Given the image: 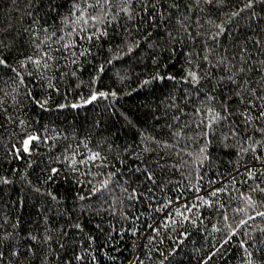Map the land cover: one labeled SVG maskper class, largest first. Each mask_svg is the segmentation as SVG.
Returning <instances> with one entry per match:
<instances>
[{"label":"trees","instance_id":"trees-1","mask_svg":"<svg viewBox=\"0 0 264 264\" xmlns=\"http://www.w3.org/2000/svg\"><path fill=\"white\" fill-rule=\"evenodd\" d=\"M247 3L0 0V264H264Z\"/></svg>","mask_w":264,"mask_h":264},{"label":"snow or ice","instance_id":"snow-or-ice-1","mask_svg":"<svg viewBox=\"0 0 264 264\" xmlns=\"http://www.w3.org/2000/svg\"><path fill=\"white\" fill-rule=\"evenodd\" d=\"M206 2H208V3H212L213 0H206ZM252 4H253V0H248V3L245 5V7H251ZM0 63H4V61H3V60H0ZM100 95L103 96L104 93H101ZM92 99L94 100V99H96V97L93 96ZM261 116H264V112H261ZM26 143H27V142H26ZM262 215H264V214H262Z\"/></svg>","mask_w":264,"mask_h":264}]
</instances>
